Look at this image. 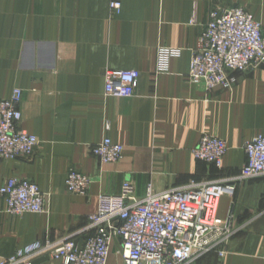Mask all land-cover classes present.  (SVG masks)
Listing matches in <instances>:
<instances>
[{"label": "crops", "instance_id": "crops-1", "mask_svg": "<svg viewBox=\"0 0 264 264\" xmlns=\"http://www.w3.org/2000/svg\"><path fill=\"white\" fill-rule=\"evenodd\" d=\"M0 0V99L22 90L19 126L38 139L31 158L0 159V186L10 177L35 182L44 210L11 215L0 196V258L36 240L62 238L96 212L100 194L128 181L141 197L191 181L234 176L243 145L264 132V64L237 72L229 89L207 90L188 78L192 50L213 8L242 6L264 27V0ZM194 20V23H190ZM177 48L166 72H155L157 49ZM108 69H136L130 97L104 94ZM202 133L225 140L221 168L196 159ZM109 137L122 158L101 163L91 148ZM91 178L86 194L65 190L69 169ZM231 213L233 233L187 264H264V177L223 194L217 214ZM86 234L76 237L82 242ZM118 239L108 264H124ZM34 264H61L40 255Z\"/></svg>", "mask_w": 264, "mask_h": 264}, {"label": "built area", "instance_id": "built-area-1", "mask_svg": "<svg viewBox=\"0 0 264 264\" xmlns=\"http://www.w3.org/2000/svg\"><path fill=\"white\" fill-rule=\"evenodd\" d=\"M120 0H110L111 11H118ZM190 23H194L191 20ZM179 54L177 48L157 49L155 72H166L169 60ZM264 64V27L242 6L213 8L192 50L188 78L204 84L207 90L229 89L237 72ZM136 69H108L103 73L104 94L130 97L137 85ZM20 88H13L0 99V159L31 158L38 144L35 135L19 126L21 119ZM243 149L246 161L237 174L209 181H191L154 191L149 184L141 197L125 181L118 194H100L96 212L90 214L79 230L62 238L36 240L26 244L0 264H34L47 255L61 264H108L112 240H119L124 264H187L209 252L223 255L219 247L233 233L230 219L217 216L218 200L232 194L244 181L264 177V132L247 140ZM225 140L202 133L192 148L193 156L221 168L227 153ZM123 145L103 138L91 148L101 163H113L123 156ZM91 178L69 169L65 190L84 195ZM4 210L11 215L44 210L45 196L39 186L26 178L10 177L0 186ZM86 234L82 242L76 240Z\"/></svg>", "mask_w": 264, "mask_h": 264}, {"label": "rangeland", "instance_id": "rangeland-1", "mask_svg": "<svg viewBox=\"0 0 264 264\" xmlns=\"http://www.w3.org/2000/svg\"><path fill=\"white\" fill-rule=\"evenodd\" d=\"M217 216H218V214H217ZM218 217H219L222 221H224V220H227L229 216L226 217V218H223V217H220V216H218ZM229 219H232L231 216L229 217Z\"/></svg>", "mask_w": 264, "mask_h": 264}, {"label": "water", "instance_id": "water-1", "mask_svg": "<svg viewBox=\"0 0 264 264\" xmlns=\"http://www.w3.org/2000/svg\"><path fill=\"white\" fill-rule=\"evenodd\" d=\"M231 213L229 214V217H230ZM229 217H228V220H229Z\"/></svg>", "mask_w": 264, "mask_h": 264}]
</instances>
